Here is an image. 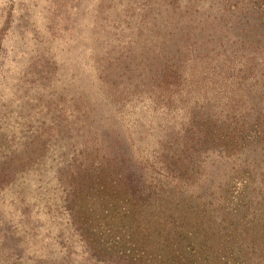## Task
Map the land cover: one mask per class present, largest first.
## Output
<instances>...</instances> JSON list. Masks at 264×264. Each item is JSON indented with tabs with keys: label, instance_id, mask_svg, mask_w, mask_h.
Returning a JSON list of instances; mask_svg holds the SVG:
<instances>
[{
	"label": "trees",
	"instance_id": "16d2710c",
	"mask_svg": "<svg viewBox=\"0 0 264 264\" xmlns=\"http://www.w3.org/2000/svg\"><path fill=\"white\" fill-rule=\"evenodd\" d=\"M206 1L126 4L128 16L112 5L122 27L97 38L109 48L94 105L34 93V124L48 127L25 136L19 124L21 144L0 149V264H264V58L229 67L216 51L197 63L192 8ZM214 1L217 13L230 2ZM228 7L263 42L260 0ZM138 100L153 147L138 148L123 114ZM202 152L230 167L217 184L203 170L186 175Z\"/></svg>",
	"mask_w": 264,
	"mask_h": 264
},
{
	"label": "rangeland",
	"instance_id": "374dc122",
	"mask_svg": "<svg viewBox=\"0 0 264 264\" xmlns=\"http://www.w3.org/2000/svg\"><path fill=\"white\" fill-rule=\"evenodd\" d=\"M98 1L0 0V149L7 144H12L13 147L21 144L19 124L25 136H33L37 126L43 129L48 127L46 120L42 124H34L33 121L36 112L31 104L34 103L33 95L38 90H43L46 95L61 93L69 101L74 97L71 102L78 98H91L94 105V99L100 92L95 75L98 55L109 48L108 45L101 46V40L97 38L103 39L105 31L118 36L119 27H122L117 26L115 17L109 12L112 5L116 6L117 12L121 9V16H128L129 11L122 10L126 4L161 5L170 0H104L105 11L100 13L97 11ZM235 1L230 0L228 4L232 6ZM214 2L207 0L205 3L194 4L192 8L199 11V15H194L197 22L193 25L197 26L195 33L201 34L198 37L192 36L188 47L200 49V53L202 51L201 56H196L197 63L206 64L209 62L208 56L216 51L219 58L222 57L221 61L229 67L250 64V57L258 58L259 54V58L263 59L264 40L258 42L262 30L252 29L251 24L250 30L246 29L245 16L230 19L232 15L227 13L229 5L219 8L217 13L219 5L214 7ZM260 4L264 9V0H260ZM208 23L213 28L208 27ZM131 25L134 26V23L131 22ZM223 50L226 52L222 56ZM214 58L213 62H216L218 57ZM102 104L96 103L94 117H99L104 112ZM143 107H146L145 100H138L135 104L127 103V109L124 108L123 113L127 125L132 128L133 123L136 134L140 135L137 139L139 149L149 145L153 147L156 140L153 129L143 126L146 133L140 134L139 124L145 118L143 114H149L143 111ZM173 114L177 113L174 111ZM154 119L151 121H155ZM101 121L102 119L98 120ZM11 136H15L16 142H13ZM214 157L213 153L202 152L200 158L205 163L201 164L200 169L188 167L186 175L192 174V171L202 174L203 170L201 180L215 178L216 184L222 181V173L230 167L224 163H213L217 161ZM228 184L220 194L230 198L237 185L235 187L232 181Z\"/></svg>",
	"mask_w": 264,
	"mask_h": 264
}]
</instances>
